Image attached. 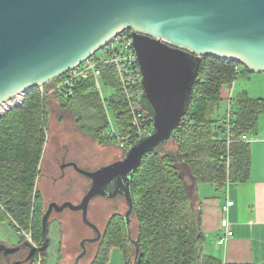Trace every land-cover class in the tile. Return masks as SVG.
Returning <instances> with one entry per match:
<instances>
[{
    "label": "trees",
    "instance_id": "obj_1",
    "mask_svg": "<svg viewBox=\"0 0 264 264\" xmlns=\"http://www.w3.org/2000/svg\"><path fill=\"white\" fill-rule=\"evenodd\" d=\"M243 72L253 73L232 58H200L184 117L167 142L142 156L130 178L131 218L136 219L134 236L131 228L130 232L139 248L137 261L123 217L112 214L89 264H106L113 247L120 248L124 264H241L223 263L204 253L198 187L205 183L224 187L226 182L248 178L250 142L238 140L227 147L219 125L225 114L213 118L219 102L227 98L226 88ZM102 83L113 89L108 106L116 130L132 133L131 115L113 66H102ZM234 100L237 107L230 131L236 138L255 136L259 117L264 114V97H251L242 90ZM52 114L59 118L67 115L83 135L99 144H114L102 135L108 118L92 81L80 82L70 96L46 89L42 92L36 86L20 106L0 114V220H7L18 231L25 229L31 236L29 241L38 246L42 245L44 211L33 220L34 208L41 211L36 179ZM226 152L227 164L220 158ZM46 250H38L41 264H47ZM36 256L37 252L33 261Z\"/></svg>",
    "mask_w": 264,
    "mask_h": 264
},
{
    "label": "water",
    "instance_id": "obj_2",
    "mask_svg": "<svg viewBox=\"0 0 264 264\" xmlns=\"http://www.w3.org/2000/svg\"><path fill=\"white\" fill-rule=\"evenodd\" d=\"M127 29L141 73L140 103L152 117V131L123 158L94 170L70 162L90 180L89 187L78 203L47 204L37 248L48 247L52 211L78 210L96 236L81 239L80 252L69 264H78L86 243L102 235L87 217L90 201L119 195L127 204L123 219L137 261L130 178L142 156L167 142L184 117L202 56L232 58L264 73V0H0V103L56 79Z\"/></svg>",
    "mask_w": 264,
    "mask_h": 264
},
{
    "label": "rangeland",
    "instance_id": "obj_3",
    "mask_svg": "<svg viewBox=\"0 0 264 264\" xmlns=\"http://www.w3.org/2000/svg\"><path fill=\"white\" fill-rule=\"evenodd\" d=\"M49 87L50 83L45 88L43 87L44 91L45 89L47 91ZM233 87L234 91L230 95V99L233 111L235 112L237 105L234 97L238 91L247 90L248 94L252 97H264V73L241 74L234 80ZM100 89L102 92L101 99L108 98L113 92V89L108 88L102 82L100 83ZM227 103V99L219 102L213 118L221 117L226 113ZM8 104L10 103L6 101L0 107H6ZM105 110L107 118L109 117L110 123L116 129V121L111 109L105 105ZM0 114H2L1 111ZM259 120L263 124L264 114L260 115ZM48 126L43 153L39 163V174L36 179V189L41 196V211L37 213L36 207L34 208V221L36 215L41 216L49 202L56 201L61 203L68 200L78 203L89 187L90 180L75 171L72 167H66L61 172L58 166L61 153L65 152L67 154L66 158L75 159L79 167L87 170H93L104 164L121 159L125 153L115 143L104 142L103 144H99L90 137L83 135L78 130L77 124L73 120H69L67 115L59 118L56 114H52L49 118ZM64 147L66 148L65 150ZM95 201L100 206L99 212L96 215L100 216L98 219L104 221V224L100 225L102 232L106 226L105 221H108L112 214L123 217L127 208L125 200L121 196L111 199L96 197L93 199V202ZM96 215L90 214L88 217L87 214V217L94 219ZM81 219V212L78 210L66 208L59 212H51L48 223V237L50 240L45 252L47 264H69L73 262L76 253L79 251V237L85 235L86 237H90L94 234L91 228L85 225ZM130 222V228L134 236L136 232V219L132 217ZM78 227L81 228L76 231ZM18 230L11 226L7 220H0V239L8 245L16 242L18 237L22 239L31 238L29 232L25 229ZM33 243L37 244L34 241ZM98 243L99 241L87 245V253L78 264H89L99 246ZM68 251L72 252V254L68 255ZM109 253H112V255L111 263L108 264H121L120 248L114 247Z\"/></svg>",
    "mask_w": 264,
    "mask_h": 264
},
{
    "label": "crops",
    "instance_id": "obj_4",
    "mask_svg": "<svg viewBox=\"0 0 264 264\" xmlns=\"http://www.w3.org/2000/svg\"><path fill=\"white\" fill-rule=\"evenodd\" d=\"M240 71H242V68H240ZM247 73L248 72H243L241 74ZM232 87L233 85L226 88L227 96L233 93L234 87L233 89ZM239 92H241V90L238 91L236 95ZM251 137H253V139L250 141L249 174L245 181L229 183L224 187L207 183L201 184L198 187V203L201 210V229L204 235L202 248L204 253L218 258L223 263L264 264V122L262 124V122L258 120L257 133L255 136ZM115 145L117 146V144ZM120 149L123 150L122 148ZM107 157L109 159L108 155ZM227 198L234 202L227 214L230 227L233 230V235L227 240L225 245H217L216 240L222 234L219 221L223 214L220 206ZM99 208V203L97 201L93 202L92 199L88 206V217L90 214L96 215L99 212ZM99 217L100 216L96 215L94 219L89 218V220L98 227L102 234L100 225L104 224V221L98 219ZM105 222L107 223V221ZM80 228H76V231ZM91 230L94 233L92 236L86 237L85 235L79 237L78 253L80 252L81 239L96 236V232L92 228ZM95 242L97 241L86 243V253L87 245ZM78 253H76V255ZM69 254L71 255L72 252L68 251V255ZM111 255L112 253H109L106 264L111 263ZM120 263L124 264L122 253Z\"/></svg>",
    "mask_w": 264,
    "mask_h": 264
},
{
    "label": "built area",
    "instance_id": "obj_5",
    "mask_svg": "<svg viewBox=\"0 0 264 264\" xmlns=\"http://www.w3.org/2000/svg\"><path fill=\"white\" fill-rule=\"evenodd\" d=\"M111 65L116 71L117 79L122 87L123 101L129 109L131 115V127L133 132L130 134H122L118 132L110 123L108 117L107 125L102 130V135L109 137L118 147L128 149L136 140L146 136L152 131V117L146 113L141 105V73L135 48L132 41L131 30L119 31L116 35L111 37L101 48L96 50L93 54L83 59L50 84L47 92H59L64 95H72L76 86L83 81H92L95 85V90L102 98L100 83L102 82V66ZM232 81L229 86L233 85ZM228 86V87H229ZM40 91H44L43 85L39 86ZM26 92H20L11 97V105L8 107H0L2 114L14 107L20 106L26 96ZM104 106H108V98L102 99ZM227 109L223 120L219 122L220 130L226 137L227 147L234 141L250 142L253 137L243 134L240 138H236L230 131L231 117L233 114L232 102L230 96L227 97ZM221 159L229 162L227 152L225 155H220ZM229 183L226 182L225 186ZM233 201L226 199L221 204L220 209L223 216L220 218L219 225L222 229V234L217 238V245H225L227 240L232 237L233 230L230 227L227 214L229 208L233 205ZM30 240V238H28ZM36 249L38 245L34 244ZM38 250V249H37ZM41 256L37 251V256L33 264H41Z\"/></svg>",
    "mask_w": 264,
    "mask_h": 264
},
{
    "label": "flooded vegetation",
    "instance_id": "obj_6",
    "mask_svg": "<svg viewBox=\"0 0 264 264\" xmlns=\"http://www.w3.org/2000/svg\"><path fill=\"white\" fill-rule=\"evenodd\" d=\"M66 156L67 154L65 152L61 153L60 161L58 162L59 169L62 172L64 168L72 167L76 171L74 166L70 164V162H76L75 159H69ZM30 245H33V243L27 238L22 239L18 237L16 242L9 245L0 239V264H33L34 254L38 250L31 253ZM13 247L16 248L15 251L5 252L6 249Z\"/></svg>",
    "mask_w": 264,
    "mask_h": 264
},
{
    "label": "bare ground",
    "instance_id": "obj_7",
    "mask_svg": "<svg viewBox=\"0 0 264 264\" xmlns=\"http://www.w3.org/2000/svg\"><path fill=\"white\" fill-rule=\"evenodd\" d=\"M6 101H8V103H10V104H8L7 106H10L12 103H11V100H9V99H7V100H5V101H3L2 103H0V106L4 103V102H6ZM6 106V107H7Z\"/></svg>",
    "mask_w": 264,
    "mask_h": 264
}]
</instances>
